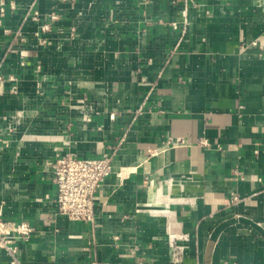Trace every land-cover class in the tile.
<instances>
[{
    "label": "crops",
    "instance_id": "1",
    "mask_svg": "<svg viewBox=\"0 0 264 264\" xmlns=\"http://www.w3.org/2000/svg\"><path fill=\"white\" fill-rule=\"evenodd\" d=\"M13 1L0 20V214L35 228L22 264H264V0ZM30 6L59 15L46 46ZM173 21L186 22L180 41ZM67 152L112 157L92 222L56 212L52 162Z\"/></svg>",
    "mask_w": 264,
    "mask_h": 264
},
{
    "label": "built area",
    "instance_id": "2",
    "mask_svg": "<svg viewBox=\"0 0 264 264\" xmlns=\"http://www.w3.org/2000/svg\"><path fill=\"white\" fill-rule=\"evenodd\" d=\"M144 3L149 0H142ZM187 0H184L185 2ZM171 4L181 2V0H169ZM16 3L13 0L5 2L0 0V20L6 14L8 9L14 10ZM27 17L38 22V29L33 31L31 37L42 46H46L48 39L42 35V32L50 31L52 23L59 19L57 12H50L48 20H41V12L30 6L26 13ZM159 23L163 20L159 19ZM179 22H169L174 29L178 27L180 30V41L186 32V22L183 21L179 26ZM6 34L13 36L19 41H25L27 38L21 36L16 31L7 28L4 30ZM71 38L75 36L74 28L70 31ZM258 40L254 41V44ZM10 51V50H9ZM20 64L23 66L24 62ZM4 76L0 73V81ZM8 81L13 82L9 86L10 93L17 92L15 85V77L10 74ZM2 118L0 117V126ZM2 142L1 128H0V144ZM112 172V157L110 155H103L99 157H79L76 154L67 152L64 154H56L52 162V181L55 185L54 201L56 205V212L65 216L68 220L76 222H92L94 219V196L97 189L102 182ZM260 180V179H259ZM261 181V180H260ZM261 191L264 192V183H262ZM240 197L236 193H232L230 202L232 204L240 201ZM35 233V228L27 220L12 221L6 220L0 214V249L8 255L9 264H22L20 259V242L28 241ZM188 236L183 234L173 236L169 243V253L172 259H180L184 249L183 242ZM92 264H109L108 262L95 261Z\"/></svg>",
    "mask_w": 264,
    "mask_h": 264
}]
</instances>
